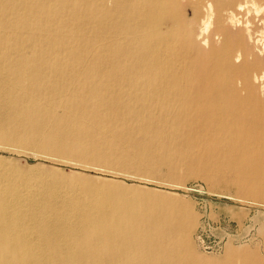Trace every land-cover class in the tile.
<instances>
[{
  "label": "bare ground",
  "instance_id": "6f19581e",
  "mask_svg": "<svg viewBox=\"0 0 264 264\" xmlns=\"http://www.w3.org/2000/svg\"><path fill=\"white\" fill-rule=\"evenodd\" d=\"M0 100L18 155L126 169L140 141L264 200V0H0ZM19 163L0 157V264H264L197 257L163 189Z\"/></svg>",
  "mask_w": 264,
  "mask_h": 264
},
{
  "label": "rangeland",
  "instance_id": "374dc122",
  "mask_svg": "<svg viewBox=\"0 0 264 264\" xmlns=\"http://www.w3.org/2000/svg\"><path fill=\"white\" fill-rule=\"evenodd\" d=\"M221 48L222 44L217 42L212 49L220 52ZM58 110L59 114L63 113L62 109ZM6 116L9 117V112L0 100V123L12 125L13 119L12 123L8 119L4 121ZM139 142H134L136 144L127 150L130 152L127 163L136 167L126 169L94 158L82 163L68 149H62V153L54 157H40L26 149H21L26 153L18 155L14 147L1 142L0 157L17 159L24 168L42 164L65 175L77 172L122 181L126 185L137 184L158 191L163 189L162 192L174 195L187 204L184 209L196 217L190 241L197 257L223 261L228 248L246 249L264 255V200L255 202L249 195L245 198L246 192L242 188L227 185L225 182L234 178L230 171L214 174L215 182L209 183L186 169L188 158L185 155L166 151L161 146L137 144ZM81 165L91 169H83Z\"/></svg>",
  "mask_w": 264,
  "mask_h": 264
}]
</instances>
